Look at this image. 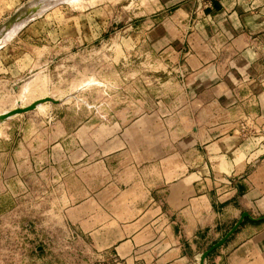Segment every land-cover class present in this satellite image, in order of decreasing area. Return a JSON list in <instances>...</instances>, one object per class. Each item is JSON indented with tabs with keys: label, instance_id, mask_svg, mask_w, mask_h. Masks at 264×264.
Listing matches in <instances>:
<instances>
[{
	"label": "crops",
	"instance_id": "1",
	"mask_svg": "<svg viewBox=\"0 0 264 264\" xmlns=\"http://www.w3.org/2000/svg\"><path fill=\"white\" fill-rule=\"evenodd\" d=\"M187 38L162 50L173 75L149 103L111 108L93 148L52 140L44 162L80 171L81 205L106 216L94 242L121 264H201L243 211L204 262L264 264V0H217Z\"/></svg>",
	"mask_w": 264,
	"mask_h": 264
},
{
	"label": "rangeland",
	"instance_id": "2",
	"mask_svg": "<svg viewBox=\"0 0 264 264\" xmlns=\"http://www.w3.org/2000/svg\"><path fill=\"white\" fill-rule=\"evenodd\" d=\"M30 1L0 0V27ZM216 2L60 0L0 42V113L17 100L23 107L41 96L63 99L0 124V264H121L107 244L94 242L108 230L106 216L81 205L80 171L65 177L63 164L53 171L45 147L68 138L70 148L83 141L93 148L109 137L111 108L149 103L173 75L162 69L170 60L162 50L186 43ZM35 76L38 87L19 98ZM24 154L32 160L22 163ZM93 177L86 181L97 187Z\"/></svg>",
	"mask_w": 264,
	"mask_h": 264
},
{
	"label": "water",
	"instance_id": "3",
	"mask_svg": "<svg viewBox=\"0 0 264 264\" xmlns=\"http://www.w3.org/2000/svg\"><path fill=\"white\" fill-rule=\"evenodd\" d=\"M35 1H37V0H31L30 2L26 3L18 11V13L14 16V18L12 20H10L7 24H9L10 22H12L16 18L17 15H27L31 11H34V12H33L32 17L28 18L29 20L35 18L36 16H39L43 11L41 13H38L39 12L38 11V9H39L38 7H33V8L31 7L30 8V5L33 2H35ZM36 8H38V9L35 10ZM7 24H4V25H7ZM4 25H2L0 27V30H1V28ZM45 102L57 104L60 101L59 100H56V99H54L52 97H45V98H41V99L35 100V101L31 102L30 104H28L27 106H24V107H16L14 109H11V110H8V111H5V112L1 113L0 114V123L3 122V121H5L8 118L14 116V115L22 114V113H26V112L32 111V110H34L37 107L38 104L45 103ZM245 218L254 219L248 212L243 211L240 214L239 219L230 227V229L218 241L214 242L209 248H207L206 250H204L202 252V254H201V264H205L204 261H205V258L208 256V254H210L214 249L222 246L224 244V242L232 235V233H234V231L240 226V224L243 222V220Z\"/></svg>",
	"mask_w": 264,
	"mask_h": 264
},
{
	"label": "bare ground",
	"instance_id": "4",
	"mask_svg": "<svg viewBox=\"0 0 264 264\" xmlns=\"http://www.w3.org/2000/svg\"><path fill=\"white\" fill-rule=\"evenodd\" d=\"M58 1H60V0H37V1H35V2H33L31 5H30V8L32 7H38V8H36L35 10H37L38 9V13H41L43 10H45L46 8H48L49 6H51V5H53L54 3H56V2H58ZM78 1V0H77ZM78 3V2H77ZM33 12L34 11H31V12H29L27 15H17L16 16V18L12 21V22H10L9 24H7V25H4L2 28H1V30H0V42H2L3 41V39H5V38H8V37H11V36H13L14 34H15V32L17 31V30H19L29 19L28 18H30V17H32V15H33ZM4 43H5V41H3ZM2 44V43H1ZM33 79V78H32ZM38 79H37V77L35 76L34 77V79L32 80V81H30V82H27V83H25L23 86H22V89H21V93L19 94V98H26V97H28V96H30L31 94H32V92L35 90V88H36V86H37V84H38ZM42 82V81H41ZM43 85H44V83H43ZM41 87H42V85H40ZM39 86V87H40ZM38 87V86H37ZM78 88V87H77ZM82 88V87H81ZM43 89V88H42ZM37 91V90H36ZM34 94V93H33ZM45 97H49V96H41V97H39L38 99H41V98H45ZM69 98V97H68ZM37 99V100H38ZM55 99V98H54ZM67 99V98H66ZM56 100H58V99H56ZM35 101V100H34ZM62 101H63V99H62ZM61 101V102H62ZM65 101V100H64ZM19 101L17 100L16 102H14L13 103V105L8 109V110H11V109H14V108H16V107H22L21 105H20V103H18ZM33 102V101H32ZM60 102V103H61ZM45 103H47V102H45ZM45 103H41V104H38L37 105V109H42V107H43V105L45 104ZM49 103V102H48ZM30 104V103H29ZM27 106V105H26ZM24 107V106H23ZM8 110H5V111H8ZM5 111H3V112H5ZM3 112H1V113H3ZM0 113V114H1ZM1 124V123H0Z\"/></svg>",
	"mask_w": 264,
	"mask_h": 264
},
{
	"label": "built area",
	"instance_id": "5",
	"mask_svg": "<svg viewBox=\"0 0 264 264\" xmlns=\"http://www.w3.org/2000/svg\"><path fill=\"white\" fill-rule=\"evenodd\" d=\"M115 262H116V260H115ZM115 264H118V263H115Z\"/></svg>",
	"mask_w": 264,
	"mask_h": 264
}]
</instances>
